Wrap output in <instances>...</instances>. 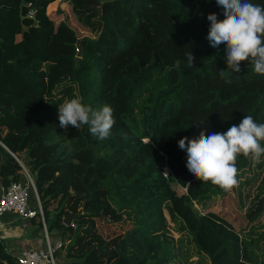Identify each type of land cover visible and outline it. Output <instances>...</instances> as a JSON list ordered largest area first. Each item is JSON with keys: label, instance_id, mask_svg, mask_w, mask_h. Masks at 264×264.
Returning a JSON list of instances; mask_svg holds the SVG:
<instances>
[{"label": "trees", "instance_id": "obj_1", "mask_svg": "<svg viewBox=\"0 0 264 264\" xmlns=\"http://www.w3.org/2000/svg\"><path fill=\"white\" fill-rule=\"evenodd\" d=\"M21 1L0 0V185L27 170L42 215L30 219L68 232L64 264H264V219L244 231L218 208L233 189L242 208L259 170L244 197L264 199V156L239 155L238 184L223 190L194 177L178 145L245 115L264 124V74L247 61L233 72L206 38L208 14L224 18L216 0H62L76 29L47 11L55 0ZM72 98L113 107L109 138L59 126ZM0 264H17L1 239Z\"/></svg>", "mask_w": 264, "mask_h": 264}, {"label": "clouds", "instance_id": "obj_2", "mask_svg": "<svg viewBox=\"0 0 264 264\" xmlns=\"http://www.w3.org/2000/svg\"><path fill=\"white\" fill-rule=\"evenodd\" d=\"M223 10L224 18L218 19L211 12L207 40L211 47L226 50L227 68L241 71V62L253 65L258 74H264V5L250 0H216ZM188 66H194L195 56L185 53ZM179 68V64H176ZM59 126L69 125L80 129L87 126L90 134L98 140L110 137L115 125L114 109L108 104L93 107L72 98L58 105ZM264 124H258L253 116L245 115L239 125L233 124L226 132L206 133L189 139L182 137L179 148L187 153L188 171L202 182L211 181L223 190H231L238 184L237 157L243 155L260 163L264 156Z\"/></svg>", "mask_w": 264, "mask_h": 264}, {"label": "built area", "instance_id": "obj_3", "mask_svg": "<svg viewBox=\"0 0 264 264\" xmlns=\"http://www.w3.org/2000/svg\"><path fill=\"white\" fill-rule=\"evenodd\" d=\"M31 14L32 12L28 11V15ZM22 168L23 176L21 179L12 181L6 188L0 185V213L9 211L22 218H30L36 210L42 219L40 203L33 181L27 170ZM163 170L166 172V167ZM30 193H32L34 200L32 204L28 203ZM42 233L43 245L19 249L15 254L17 264H56V252L59 251L62 243L59 239L50 238L43 221Z\"/></svg>", "mask_w": 264, "mask_h": 264}, {"label": "rangeland", "instance_id": "obj_4", "mask_svg": "<svg viewBox=\"0 0 264 264\" xmlns=\"http://www.w3.org/2000/svg\"><path fill=\"white\" fill-rule=\"evenodd\" d=\"M47 11H50V13H52V15L54 16L55 19L63 18L72 27H74L75 29L78 28L77 24L72 19V15H71L69 7L63 1H60V0L53 1L47 7ZM28 85H30V84L29 83L25 84L26 87ZM253 163L254 162H252V164ZM261 171L262 170H259L258 176L257 177L252 176L253 179L246 186L241 188V196H242V199L244 201V206H242V208L238 207L237 205L235 207L237 210L234 208V203L236 202V199H235L236 190L235 189H233L231 192V194L233 195L234 198L232 197L230 199H227L226 203L223 205H218V208H220L222 211H224V213L228 214L229 218L232 220V222L235 224V226L241 230H244V231L247 230L250 226L254 225L256 222L264 219V199H262V200L260 199L259 203L256 202L253 205H249V204H247L248 203L247 197L246 198L244 197L247 191H248L247 193L249 194V198L251 197L252 193L254 192V187L258 182ZM250 173L251 172H246L245 175L251 176ZM29 198L31 199V204H32L34 202V200H33V197L31 194L29 195ZM258 207L260 208L259 210H257ZM250 213H253L254 216H256V217L252 221H247L248 215ZM168 226H169V231L172 233V235L174 237H176L178 235V233H176V231L173 229V224L169 222ZM110 228H111L110 225L107 224V226L105 227V225L103 224V230L104 231H108ZM183 239L184 238H182V240ZM183 242H186V241L184 240ZM60 250H62V249H60ZM179 257H180V259H182L181 256H179ZM190 259H197V258L195 255H190ZM55 261H56V257H55ZM58 261H60V260H58ZM182 264H184V263H182Z\"/></svg>", "mask_w": 264, "mask_h": 264}, {"label": "crops", "instance_id": "obj_5", "mask_svg": "<svg viewBox=\"0 0 264 264\" xmlns=\"http://www.w3.org/2000/svg\"><path fill=\"white\" fill-rule=\"evenodd\" d=\"M48 235L51 239L63 238L64 243L69 240L68 232H64L62 236L59 230H53ZM0 239L3 240L6 249L15 255L19 249L43 245L42 227H36L30 218H22L13 212L5 211L0 213ZM55 257L56 264L65 263L64 250L56 252Z\"/></svg>", "mask_w": 264, "mask_h": 264}, {"label": "water", "instance_id": "obj_6", "mask_svg": "<svg viewBox=\"0 0 264 264\" xmlns=\"http://www.w3.org/2000/svg\"><path fill=\"white\" fill-rule=\"evenodd\" d=\"M24 3V0H22L21 1V4H23ZM24 29L25 28H27V27H25L24 25L22 26ZM80 51V48L79 47H77V52H79ZM75 63H77L78 62V56H75ZM38 197V196H37ZM74 214L73 213H71V212H67L64 216H63V218H62V223L63 224H65V225H70V224H72V219L74 218Z\"/></svg>", "mask_w": 264, "mask_h": 264}]
</instances>
